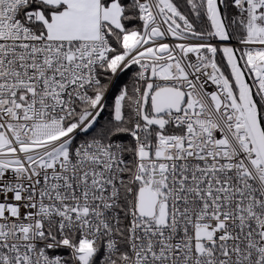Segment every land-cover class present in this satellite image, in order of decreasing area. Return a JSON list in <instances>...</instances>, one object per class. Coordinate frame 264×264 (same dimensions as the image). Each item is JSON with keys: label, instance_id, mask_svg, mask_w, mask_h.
<instances>
[{"label": "snow or ice", "instance_id": "6c2138e0", "mask_svg": "<svg viewBox=\"0 0 264 264\" xmlns=\"http://www.w3.org/2000/svg\"><path fill=\"white\" fill-rule=\"evenodd\" d=\"M0 264H264V0H0Z\"/></svg>", "mask_w": 264, "mask_h": 264}, {"label": "trees", "instance_id": "16d2710c", "mask_svg": "<svg viewBox=\"0 0 264 264\" xmlns=\"http://www.w3.org/2000/svg\"><path fill=\"white\" fill-rule=\"evenodd\" d=\"M130 75V74H129ZM123 79L126 81L127 80V76L123 77Z\"/></svg>", "mask_w": 264, "mask_h": 264}]
</instances>
